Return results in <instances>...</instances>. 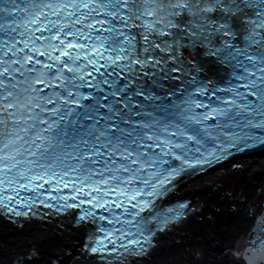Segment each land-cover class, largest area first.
Instances as JSON below:
<instances>
[{
  "label": "snow or ice",
  "instance_id": "1",
  "mask_svg": "<svg viewBox=\"0 0 264 264\" xmlns=\"http://www.w3.org/2000/svg\"><path fill=\"white\" fill-rule=\"evenodd\" d=\"M247 151L264 0H0V209L79 208L87 252H143L186 207L157 206L169 185ZM258 230L243 264H264Z\"/></svg>",
  "mask_w": 264,
  "mask_h": 264
},
{
  "label": "bare ground",
  "instance_id": "2",
  "mask_svg": "<svg viewBox=\"0 0 264 264\" xmlns=\"http://www.w3.org/2000/svg\"><path fill=\"white\" fill-rule=\"evenodd\" d=\"M216 165L178 177L156 201L164 209L182 201L186 207L163 231L150 224L155 235L144 245L139 264H242V243L264 202V152L236 155ZM87 223L78 222L69 208L35 205L28 216L0 209V264H66L85 253V237L96 228Z\"/></svg>",
  "mask_w": 264,
  "mask_h": 264
},
{
  "label": "water",
  "instance_id": "3",
  "mask_svg": "<svg viewBox=\"0 0 264 264\" xmlns=\"http://www.w3.org/2000/svg\"><path fill=\"white\" fill-rule=\"evenodd\" d=\"M84 252L85 253L79 254L66 264H73L76 260H79L80 264H139L144 257L142 252L139 250L127 253L120 249L119 253L112 254H109L108 251L91 254L85 251V249ZM120 253L123 254L121 255Z\"/></svg>",
  "mask_w": 264,
  "mask_h": 264
},
{
  "label": "rangeland",
  "instance_id": "4",
  "mask_svg": "<svg viewBox=\"0 0 264 264\" xmlns=\"http://www.w3.org/2000/svg\"><path fill=\"white\" fill-rule=\"evenodd\" d=\"M216 166H218V165H216ZM216 166H215V167H216ZM239 260H240V263H242V264H243V261H242L241 259H239ZM239 260H238V262H239Z\"/></svg>",
  "mask_w": 264,
  "mask_h": 264
}]
</instances>
